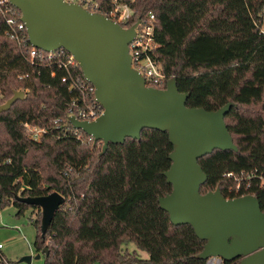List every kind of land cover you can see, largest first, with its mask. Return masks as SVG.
I'll return each mask as SVG.
<instances>
[{
	"label": "trees",
	"instance_id": "16d2710c",
	"mask_svg": "<svg viewBox=\"0 0 264 264\" xmlns=\"http://www.w3.org/2000/svg\"><path fill=\"white\" fill-rule=\"evenodd\" d=\"M99 1L107 14L110 0ZM124 1L135 10L128 26L148 12L156 15L152 56L166 75L163 87L175 77L179 90L190 94V107L236 103L225 120L238 151L216 149L199 159L208 175L201 193L219 187L228 198L254 194L264 212V0ZM6 32L0 13V105L18 86L26 94L0 112V206L14 205L17 215L33 208L34 246L37 253L48 247L45 264H206L198 258L206 241L191 225H174L159 204L173 188L165 176L173 150L168 133L145 128L140 139L110 143L101 154L100 141L82 142L72 128H52L55 118L67 116L74 94L62 71L52 77L53 66L32 64ZM78 72L83 77L80 66ZM257 104L259 110L251 109ZM26 121L50 129L35 141ZM251 170L250 186L230 192L234 182L226 174ZM54 191L66 201L43 238L41 208L16 196ZM129 243L148 258L129 251Z\"/></svg>",
	"mask_w": 264,
	"mask_h": 264
},
{
	"label": "water",
	"instance_id": "95a60500",
	"mask_svg": "<svg viewBox=\"0 0 264 264\" xmlns=\"http://www.w3.org/2000/svg\"><path fill=\"white\" fill-rule=\"evenodd\" d=\"M22 13L30 43L44 51L64 48L79 63L83 76L95 87L104 112L94 121L70 116L76 128L103 143L140 139L145 128L167 132L173 145L172 164L165 172L172 191L159 197L162 209L174 225L189 224L206 241L199 259H238V264H264V212L254 194L228 198L218 187L201 193L208 175L199 159L214 150L238 151L226 123V115L236 105L228 102L216 110L187 105L190 96L181 92L175 77L165 88L146 85L145 77L133 66L129 44L138 22L124 27L103 13L91 12L65 0H10ZM24 91H15L0 112L7 111ZM16 199L41 208V232L45 235L65 197L54 191L42 196ZM49 253L48 247L35 255ZM33 256L20 262L31 264Z\"/></svg>",
	"mask_w": 264,
	"mask_h": 264
},
{
	"label": "built area",
	"instance_id": "2783aa9c",
	"mask_svg": "<svg viewBox=\"0 0 264 264\" xmlns=\"http://www.w3.org/2000/svg\"><path fill=\"white\" fill-rule=\"evenodd\" d=\"M69 3H77L91 12L102 13L103 4L99 0H65ZM113 7L105 14L124 27H130L135 10L131 3L124 0H110ZM133 3L134 0H131ZM0 13L4 16L7 25V36L14 40L20 47L25 58L32 64L42 66H53L52 77H57L58 72L62 71L61 80L68 84V90L73 93V97L67 103V116L55 118L51 127L63 130L68 133L69 128L75 130L77 139L82 142H94L95 138L88 135L80 129H76L69 121L70 116H75L81 121H94L104 112V108L97 101L95 96V87L85 77L78 72L79 63L74 56L64 48L54 51H44L33 46L29 41V35L26 24L22 21L21 11L13 6L10 0H0ZM134 40L129 44L132 55L133 66L145 77L146 85L157 88L163 87L166 82V75L163 72L162 65L153 58L152 52L158 47L156 41V15L154 12H148L142 18H139ZM135 22V23H136ZM132 26V25H131ZM22 78V76H21ZM24 127L28 136L40 141L50 129L48 125L39 126L32 122H24ZM102 143V142H101ZM103 144V143H102ZM256 175L254 170L242 171L240 174L229 172L226 177L232 179L234 184L229 187L230 192L238 193L242 187L250 186L251 179ZM264 184V180L262 181ZM4 244L0 242V251ZM221 257H211L206 264H223ZM0 264H15L5 255H0Z\"/></svg>",
	"mask_w": 264,
	"mask_h": 264
},
{
	"label": "rangeland",
	"instance_id": "374dc122",
	"mask_svg": "<svg viewBox=\"0 0 264 264\" xmlns=\"http://www.w3.org/2000/svg\"><path fill=\"white\" fill-rule=\"evenodd\" d=\"M15 91H24L25 93V90L20 86ZM4 99L0 96V103ZM6 101L2 104L6 103ZM250 107L251 109L259 110L260 104ZM45 164L46 160L44 161ZM17 211L18 209L14 205L0 206V242L4 244V248L2 249L3 253L8 259L14 261L15 264H27L20 262V260L24 256L29 255L34 257L31 264H45L44 254L39 259H35L37 251L34 246V241L37 236V227L32 223L31 219L33 216H36V213H33L32 207L26 209L21 215H17ZM126 248L131 252L136 250L138 255L143 259L148 258V253L138 249L135 243H129Z\"/></svg>",
	"mask_w": 264,
	"mask_h": 264
}]
</instances>
